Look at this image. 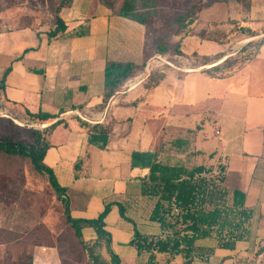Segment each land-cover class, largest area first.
<instances>
[{
  "label": "crops",
  "instance_id": "crops-1",
  "mask_svg": "<svg viewBox=\"0 0 264 264\" xmlns=\"http://www.w3.org/2000/svg\"><path fill=\"white\" fill-rule=\"evenodd\" d=\"M239 9L227 14L238 31L218 22L212 38L210 32L199 37L200 43L218 48L191 54L233 56L236 51H227L233 42L244 45L245 39L263 34L264 0H251L248 12ZM118 10L98 0H69L59 12L66 29L56 37H48L47 26L0 31L1 115L30 129L62 120L45 134L49 147L43 162L65 188L72 217L92 218L82 217L84 212L96 218L110 203L104 229L116 255L122 258L124 251L143 264L147 254L130 245L135 225H142L146 235L160 229L149 220L155 200L141 194L142 181L154 162L183 164L184 156L164 152V143L196 130L191 148L199 153L192 162L221 166L227 199L234 190L243 193L251 217L247 240L237 241L233 250L216 247L212 238L200 240L197 245L214 252L192 264H264V41L256 56L221 75L173 60L153 69L160 78L152 86L147 79L136 80L104 103L106 64L140 65L144 59V25ZM243 29L256 35L249 37ZM181 51L185 56L180 58H186ZM26 110L54 118L33 121ZM120 208L129 220L120 216ZM83 233L92 243L97 240L94 229L83 228ZM172 264L183 261L177 257Z\"/></svg>",
  "mask_w": 264,
  "mask_h": 264
},
{
  "label": "trees",
  "instance_id": "trees-1",
  "mask_svg": "<svg viewBox=\"0 0 264 264\" xmlns=\"http://www.w3.org/2000/svg\"><path fill=\"white\" fill-rule=\"evenodd\" d=\"M65 3L56 7L53 12V21L49 26L48 37L51 39L63 33L66 26L59 16V12ZM140 1L143 5L137 6ZM217 3L227 4L231 1L241 4L244 11L251 8V0H214ZM101 5L113 9L112 0H100ZM156 0H123L118 14L122 17L138 22L145 27V41L143 46V63L108 62L104 70V94L103 101L108 103L115 93L124 84L138 76L144 71L143 79H147L152 86L158 81L160 75L150 66L147 74L146 64L155 55H166L174 53L178 56H185L181 51V41L185 35H179L181 31L189 33L191 26L195 22V13L201 11L206 5L192 4L186 8L182 14L170 23H166L163 28L152 30L153 15ZM233 25L236 20H230ZM237 26V25H236ZM152 30V31H151ZM150 31V32H149ZM235 31V30H234ZM247 36H255L256 33L250 29L242 30ZM200 35V37H203ZM172 36H180L175 43ZM212 38L213 36L210 35ZM264 41V37L256 41L242 45L233 56H229L220 64L205 70L207 73L223 74L241 66L258 53L259 46ZM195 55V53L193 54ZM224 54H217L213 57H203V63H212L219 60ZM26 115L33 121L46 122L54 117L43 112L31 113L26 110ZM61 119L50 126L36 132L32 143L25 144L11 140L7 137H0V154L9 157H21L28 160L33 168L44 174L48 182L61 200L64 206L66 221L74 230L79 244L85 247L82 230L85 227L93 228L97 235L96 242L106 243L107 252L110 256V264H118V256L108 248L109 233L104 229V218L109 213L110 203H107L101 213L93 219L74 218L71 216L68 201L65 198V188L61 187L53 171L44 164L43 159L47 148L45 134L61 123ZM85 125V122L82 121ZM94 127V126H93ZM92 127V128H93ZM196 130L187 129L183 136L177 137L164 143V152H173L184 156V163L179 165H169L154 162L147 179L142 181L141 194L153 198L154 205L151 209L149 220L159 225V233L146 235L135 230L130 245L138 254H147L144 264H172L180 257L183 264H192L195 258L208 257L214 252V247H204L197 245V242L207 238L216 241V247L233 250L235 243L249 238L248 224L251 217V210L244 207V194L234 190L232 199H227V191L223 184L224 169L221 166H206L192 162V158L199 152L192 151L191 143ZM120 216L126 218L122 208ZM92 264H106L105 260L99 256L89 254ZM28 264H31L28 262Z\"/></svg>",
  "mask_w": 264,
  "mask_h": 264
},
{
  "label": "rangeland",
  "instance_id": "rangeland-1",
  "mask_svg": "<svg viewBox=\"0 0 264 264\" xmlns=\"http://www.w3.org/2000/svg\"><path fill=\"white\" fill-rule=\"evenodd\" d=\"M156 1L152 30L161 29L166 23L173 22L192 4L201 6L209 4L208 7H203L201 11L195 13L196 20L189 33L185 31L179 33L180 36L189 34L181 41V48L188 54L186 58H180L176 63L182 64L181 61L187 59L191 63L190 67L205 65L202 64L203 58L191 54L193 51L212 53L218 48L214 43H200V35L203 33L205 37L207 32H210L211 36L217 34L218 29L214 26L218 22H224L228 26L233 25L227 14L232 12L235 15L239 8L244 10L241 4L233 1L227 4L217 3L214 0ZM122 2L123 0H112L113 9L116 6L120 7ZM64 3V0H0V31L22 27H49L54 19V10ZM136 3L138 7L143 5L140 1ZM209 24L213 26L210 27ZM228 29L238 31L236 25ZM180 36H172V42L178 41ZM239 46L241 47L242 44L233 42L227 51L233 53L240 48ZM151 68L160 69L155 64ZM39 127L30 129L27 126H20L0 114V137L29 144L33 142L35 131H39ZM81 213L82 217L89 215L91 219L94 218L92 214ZM124 219L129 220L127 217ZM135 230L142 233L144 228L142 225H135ZM82 234L85 247L79 244L73 228L66 221L64 206L44 174L36 171L26 159L0 154V264H28V262L92 264L90 252L105 260L106 264H110L106 243L96 241L92 243L87 239V233L84 236L83 230ZM108 248L114 254L117 253L112 247L110 235ZM120 253L124 255L119 258L118 264H143L141 259H133L125 255L124 251Z\"/></svg>",
  "mask_w": 264,
  "mask_h": 264
},
{
  "label": "built area",
  "instance_id": "built-area-1",
  "mask_svg": "<svg viewBox=\"0 0 264 264\" xmlns=\"http://www.w3.org/2000/svg\"><path fill=\"white\" fill-rule=\"evenodd\" d=\"M181 56H178L176 54H173V55H155L152 59H151V62H150V66H152L153 64L156 65V67H161L165 64H167V62H170V61H173V60H179ZM183 62V67L184 68H189L190 65L187 63V61H182ZM143 76H139L135 79H131V80H128L125 84H124V87H128L130 85H132L136 80H140L142 79ZM0 114H3V111L0 110ZM40 128V127H39ZM41 129V128H40ZM217 134L219 133L218 131L216 132Z\"/></svg>",
  "mask_w": 264,
  "mask_h": 264
},
{
  "label": "water",
  "instance_id": "water-1",
  "mask_svg": "<svg viewBox=\"0 0 264 264\" xmlns=\"http://www.w3.org/2000/svg\"><path fill=\"white\" fill-rule=\"evenodd\" d=\"M264 36V33L263 34H260L259 36H257V37H263ZM257 37H250V38H247V39H245L244 41H243V43L245 44V43H248V42H250V41H254ZM228 57V55L227 56H224V57H222L221 59H219L218 61H215V62H213V63H211V64H207V65H203V66H200V69H203V68H211V67H213V66H215V65H218L219 63H221L222 61H224L226 58ZM167 64H170L169 62H167ZM145 71L147 72V74L149 73V71H150V61L146 64V66H145ZM135 78H137V77H135ZM135 78H133V79H135ZM5 117H8V115H4ZM51 124H53V123H45V124H42L40 127H41V129H43V128H46V127H48V126H50Z\"/></svg>",
  "mask_w": 264,
  "mask_h": 264
},
{
  "label": "bare ground",
  "instance_id": "bare-ground-1",
  "mask_svg": "<svg viewBox=\"0 0 264 264\" xmlns=\"http://www.w3.org/2000/svg\"><path fill=\"white\" fill-rule=\"evenodd\" d=\"M21 124V123H20Z\"/></svg>",
  "mask_w": 264,
  "mask_h": 264
}]
</instances>
